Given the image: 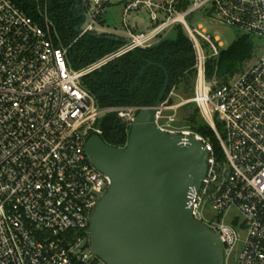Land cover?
I'll return each mask as SVG.
<instances>
[{"label": "built area", "instance_id": "built-area-1", "mask_svg": "<svg viewBox=\"0 0 264 264\" xmlns=\"http://www.w3.org/2000/svg\"><path fill=\"white\" fill-rule=\"evenodd\" d=\"M115 1L81 0V34L96 31ZM175 1L127 3L125 16L132 9L149 10V29L134 31L126 24L123 46L75 69L46 10L41 24L13 0H0V264H108L93 250L90 225L112 178L93 164L86 144L93 135L102 137L107 113L131 126L143 107H101L82 79L129 51L151 47L178 23L196 53L195 91L187 102L196 103L214 128L222 156L206 137L180 124V104L163 101L156 126L184 141L194 136L209 151L206 176L199 190L192 189L189 204L194 217L221 237L225 264H264V43L242 72L208 80L207 61L220 54L221 44L186 19L212 3L213 21L264 41V0H190L185 11Z\"/></svg>", "mask_w": 264, "mask_h": 264}, {"label": "water", "instance_id": "water-1", "mask_svg": "<svg viewBox=\"0 0 264 264\" xmlns=\"http://www.w3.org/2000/svg\"><path fill=\"white\" fill-rule=\"evenodd\" d=\"M149 64H155L149 61ZM137 113L125 147L91 136L86 150L112 185L91 215V242L108 264H225L217 232L189 204L208 170L209 151L194 136L161 132L155 123L169 84Z\"/></svg>", "mask_w": 264, "mask_h": 264}, {"label": "trees", "instance_id": "trees-1", "mask_svg": "<svg viewBox=\"0 0 264 264\" xmlns=\"http://www.w3.org/2000/svg\"><path fill=\"white\" fill-rule=\"evenodd\" d=\"M13 1L41 24L44 23L41 10L47 11L58 35L57 42L69 47V62L75 69L92 64L126 42L124 36L113 34H99L96 31L81 34L85 20L81 0ZM174 6L179 11H185L190 6V0H176ZM173 30L174 36L168 34L151 47H139L129 51L87 74L82 79L83 85L96 97L101 107L153 106L166 80L165 72L160 66L163 65L169 73V84L162 102L173 91L191 95L195 91L197 79L195 49L183 24H176ZM261 48L259 38L244 33L227 49L220 51L217 57L208 59V80L215 77L218 80H228L242 72L250 62L256 60ZM149 61L155 64L150 65ZM185 122L182 124L206 137L214 145L217 155L222 156L223 151L215 130L203 117L197 104ZM100 125L103 130L102 138L106 143L117 147L127 143L131 126L117 113H107L101 119ZM216 125L222 132V124L218 119Z\"/></svg>", "mask_w": 264, "mask_h": 264}, {"label": "rangeland", "instance_id": "rangeland-1", "mask_svg": "<svg viewBox=\"0 0 264 264\" xmlns=\"http://www.w3.org/2000/svg\"><path fill=\"white\" fill-rule=\"evenodd\" d=\"M131 1L133 0H116L114 4L109 6L104 12L102 19H100V23L96 27V32L99 34L107 33L117 36H126L128 27L134 31H147L150 25V12L148 9L145 7L132 9L128 11L126 16L124 15L126 5ZM212 8V3H208L206 8L192 13L187 18V21L191 27L203 26L207 30V34L214 37L215 39H218L219 43L221 44L220 49L222 51L227 49L234 43L235 40L242 36L244 31L234 26L213 21L211 15L209 14V11ZM165 34L174 36L175 32L172 28L169 29ZM263 43L264 41H261V44ZM207 53L210 54L208 47ZM251 63L252 62L249 64ZM193 95L194 93L191 95H185L181 91H173L167 97L170 105H181L178 109L180 124L186 123L185 119L196 108V104L194 102H187L192 98ZM210 214L211 213L209 209L204 211V215L206 217Z\"/></svg>", "mask_w": 264, "mask_h": 264}, {"label": "crops", "instance_id": "crops-1", "mask_svg": "<svg viewBox=\"0 0 264 264\" xmlns=\"http://www.w3.org/2000/svg\"><path fill=\"white\" fill-rule=\"evenodd\" d=\"M168 35V34H167Z\"/></svg>", "mask_w": 264, "mask_h": 264}]
</instances>
